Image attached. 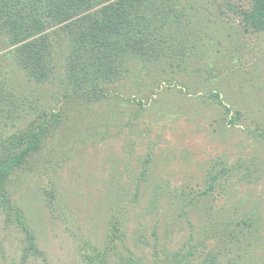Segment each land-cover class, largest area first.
Returning <instances> with one entry per match:
<instances>
[{
    "label": "rangeland",
    "instance_id": "rangeland-1",
    "mask_svg": "<svg viewBox=\"0 0 264 264\" xmlns=\"http://www.w3.org/2000/svg\"><path fill=\"white\" fill-rule=\"evenodd\" d=\"M181 2L186 26L153 20L154 36L167 38L158 58L131 56L126 75L103 83L105 96L89 104L63 94L66 46L56 47L50 78L38 83L7 63L0 39V70L21 113L0 132L43 112L62 123L0 193L22 211L37 251L0 207V264H87L85 254L97 251L108 264H264V33L243 32L225 0ZM237 49L240 67L229 65ZM198 67L211 68L210 79L201 82ZM225 159L239 167L212 182ZM247 167L255 170L247 178L231 177ZM247 209L261 219L251 232L241 221ZM109 214L117 237L108 236Z\"/></svg>",
    "mask_w": 264,
    "mask_h": 264
},
{
    "label": "trees",
    "instance_id": "trees-1",
    "mask_svg": "<svg viewBox=\"0 0 264 264\" xmlns=\"http://www.w3.org/2000/svg\"><path fill=\"white\" fill-rule=\"evenodd\" d=\"M183 2L181 0H0V39L9 47L2 55L7 59V63L20 68L28 80L43 83L50 78V73L55 67L56 47L66 46L67 55L71 56V60L61 75L62 81L65 80L66 89L63 94L73 98V102L85 104L96 102L105 96L103 83L119 81L126 75L128 58L136 56L144 63L149 62L152 56L158 58L161 51L159 42L167 38L166 33H163L164 36L161 34L162 37L154 36L157 29L153 20L166 17V21L171 19L175 29H178L180 24H185L184 18L189 16V9H185L188 7ZM224 5L233 18L237 19L238 26L243 32L255 36L264 33V0H244V2L225 0ZM199 42L201 45L204 44V41ZM177 43L179 46L176 50L179 48L182 54V47L185 44L182 40H177ZM190 45L192 48H199L195 42ZM237 50L233 51V54L236 52L235 56H230L232 62L229 65H236L237 62V66L240 67L244 65L245 55ZM183 56L184 54L179 57L183 58ZM3 67L0 61V69L2 70ZM1 70L0 125H6L8 122L15 125L14 120L21 117L20 103L11 100V93L5 87ZM195 70L201 75V82L207 81L206 77L209 76H206V73L212 71L208 67H198ZM144 84L143 87L146 85ZM209 92L210 90L207 91ZM212 95L217 96V93L214 92ZM58 117L57 112L50 114L43 112L41 118L30 119L25 128L12 134L0 132V193L2 195L13 171L35 156L48 136L50 137L57 126L62 124L57 121ZM239 117L237 111L236 115L230 116L227 122L237 123ZM259 140L263 142L264 137L261 135ZM238 167L239 163L234 165L228 164V161L220 163L218 172L211 175V181L217 179L219 174L235 171ZM253 171L255 170L247 167L244 169V174L232 172L230 175L231 177L236 175V181L239 182ZM208 189L203 193L208 192ZM46 193L49 197H53L52 189ZM2 197L0 207L5 210L7 217L14 218L21 225L27 243L26 249L37 251L34 235L25 226L22 211L14 204H8L7 198ZM255 198L256 196H253L250 202L252 203ZM246 214L249 218L241 221L250 227L248 231L259 228V220H261L259 213L247 209L245 216ZM108 221L111 226L108 236L117 237L115 233L119 228L118 219H114L109 214ZM98 256H100L99 261H96L95 258ZM84 258L87 264H108L105 254L99 251L93 256L85 254ZM207 261L216 264L214 258ZM207 261L202 264H209Z\"/></svg>",
    "mask_w": 264,
    "mask_h": 264
}]
</instances>
